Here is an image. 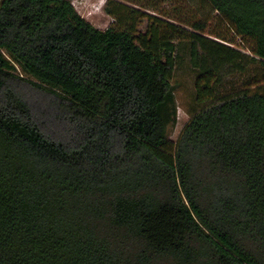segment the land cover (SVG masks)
<instances>
[{
	"label": "trees",
	"instance_id": "trees-1",
	"mask_svg": "<svg viewBox=\"0 0 264 264\" xmlns=\"http://www.w3.org/2000/svg\"><path fill=\"white\" fill-rule=\"evenodd\" d=\"M180 1L0 0V264H264V0Z\"/></svg>",
	"mask_w": 264,
	"mask_h": 264
},
{
	"label": "rangeland",
	"instance_id": "rangeland-1",
	"mask_svg": "<svg viewBox=\"0 0 264 264\" xmlns=\"http://www.w3.org/2000/svg\"><path fill=\"white\" fill-rule=\"evenodd\" d=\"M74 6L77 13L85 19L89 24L99 30H106L108 27L116 24V20L108 16L104 7L108 0H69ZM131 6L130 4H126ZM135 8V7H134ZM176 8L178 13L185 17L195 16L200 19H207L208 24L205 30V36L218 40L219 38L225 39V44L245 53L250 54V44L246 41L236 37L228 27L222 22L220 17L217 16L205 3L199 0H183L173 4H163L160 9L172 12ZM159 9V8H158ZM145 13L159 16V12L155 10L145 11ZM146 22L144 21L139 27V30L144 31ZM218 38V39H217ZM173 83L176 86L175 101L177 105V124L169 132V140L174 143L180 133L182 127L189 119L188 111L193 102V84L190 76L180 73L175 76Z\"/></svg>",
	"mask_w": 264,
	"mask_h": 264
}]
</instances>
